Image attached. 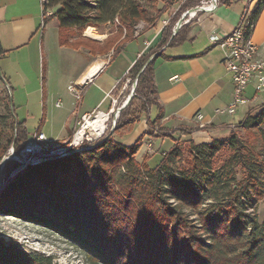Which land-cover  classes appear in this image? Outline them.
<instances>
[{"label": "trees", "instance_id": "16d2710c", "mask_svg": "<svg viewBox=\"0 0 264 264\" xmlns=\"http://www.w3.org/2000/svg\"><path fill=\"white\" fill-rule=\"evenodd\" d=\"M198 1L186 0L189 5ZM257 1L252 11L255 20L264 7V0ZM54 4L58 6L44 20L57 19L59 40L67 45L78 43L70 41V31L81 34L88 25L116 17L127 27L123 39L128 38L140 21L152 23L166 10L158 7L153 14L155 0L144 4L141 0H50L47 7ZM182 9L170 17L149 53L186 39V24L172 34ZM122 32L123 28L117 33ZM113 44L110 36L99 50L106 52ZM6 52L0 41V57ZM147 60L142 54L128 72L138 77L149 107H158L153 59L145 64ZM253 111L249 109L238 125L258 130L259 151L236 132L225 140L196 143L189 139L192 163L177 171L182 149L174 134H188L190 129H157L154 135L169 136L175 143L154 166L135 158L141 137L126 145L109 135L90 148L18 170L0 191V214L53 228L104 264H264V222L260 225L256 213L252 218L249 212L256 207L253 199L264 196V102L258 112ZM15 113L13 106L11 134H4L0 121V161L15 132L16 150L29 134L25 119ZM138 116L126 120L129 131ZM147 123L152 126L153 120L148 117ZM204 127L207 124L196 128ZM19 164L7 160L3 176ZM0 264L58 263L51 255L26 252L0 235Z\"/></svg>", "mask_w": 264, "mask_h": 264}, {"label": "crops", "instance_id": "0c3cea01", "mask_svg": "<svg viewBox=\"0 0 264 264\" xmlns=\"http://www.w3.org/2000/svg\"><path fill=\"white\" fill-rule=\"evenodd\" d=\"M201 1L189 5L186 0H171L162 16L152 23L140 21L133 35L125 39L124 29L110 49L102 52L99 46L120 30L116 22L88 25L81 34L70 31V41L78 43L67 45L59 40L57 19L44 22L40 0H0V41L7 49L0 60L7 80L21 95H28L33 89L38 91L43 107L42 121L29 131V136L40 128L53 139L65 140L84 113L97 107L104 111L115 107L119 84L136 60L158 44L162 28L181 7L182 14L187 12L182 24L188 25L186 39L163 47L153 58L160 105L151 107L150 114L158 115L167 128L207 124L204 128H190L191 132L183 135L196 143L210 142L220 128L226 130L237 125L250 108L264 102V89L256 88L255 79L250 81L245 91L248 102L240 107L243 115L239 120H234V114L240 108L233 114L218 113L217 108L230 102L234 86L231 73L223 63L225 50L214 44L210 35L231 31L251 3L249 0H220L214 8L194 7ZM55 5L50 6L53 11ZM249 11L252 13L253 8ZM251 37L264 56V7L255 20ZM97 47L98 52H94ZM99 62L100 68L87 78ZM71 83L76 85L79 96L69 88ZM21 97L24 101V96ZM197 112L204 114L201 121L195 118ZM142 119L140 125L136 122L127 139L152 131L147 119ZM150 137L156 148L167 145L169 150L175 143L172 138L168 141L169 136Z\"/></svg>", "mask_w": 264, "mask_h": 264}, {"label": "rangeland", "instance_id": "374dc122", "mask_svg": "<svg viewBox=\"0 0 264 264\" xmlns=\"http://www.w3.org/2000/svg\"><path fill=\"white\" fill-rule=\"evenodd\" d=\"M171 0H159L156 2L155 0V8L151 12L153 14L156 13V10H158V7L164 6V8L167 6V3ZM220 0H217V4ZM142 4L144 2L146 3V0H141ZM256 0H254L250 4V8H253L255 5ZM258 2V1H257ZM216 4V5H217ZM57 5L53 7L55 10ZM194 7L197 9H203L208 8L203 4V0L201 3L196 4ZM203 7V8H202ZM169 15L171 14V10L168 11ZM53 13V11H52ZM51 13V14H52ZM50 14V15H51ZM49 15V16H50ZM183 15V14H182ZM181 17V16H180ZM179 17V18H180ZM56 19V18H55ZM185 18H183L184 21ZM179 20V19H178ZM177 20V21H178ZM49 21V20H48ZM46 19L44 22H48ZM177 21L173 26V35L177 32L179 27L182 26L183 21L179 27H177ZM117 25H120L119 27L123 30L127 27L125 24H123L118 17L115 18L114 21ZM120 29V30H121ZM49 28L47 29V31ZM118 34V33H117ZM111 36L112 42H116V39L120 38V35H116V39L114 40ZM215 44V43H214ZM101 47V46H99ZM165 47V46H163ZM162 47V48H163ZM162 48H160L158 51H160ZM152 49V48H151ZM150 49V50H151ZM94 52H98V47L94 49ZM149 51H146L144 53L145 59H149L151 56L153 59L156 55L155 53L151 54ZM151 54V55H150ZM225 57V56H224ZM224 60V59H223ZM224 63V62H223ZM2 61L0 60V121H1V127L4 129V134L8 135L12 133V129L9 127V123L11 121V118L13 116V106H15L16 113L15 115L19 117V119H25L28 131L34 130V128H37L39 123L42 121V112L43 107L41 102H39V92L35 91L33 89L32 92H30L28 95L19 93L18 89H15L12 87L7 80V76L5 74V71L3 69ZM143 68V67H142ZM134 75L130 72H127V76L121 81V83L118 86V89L116 90V104L115 107L109 108L107 111H104L100 107H97L93 111L89 112L91 113V116L89 119L94 118V116L98 113L99 110L103 112H107L108 114V120L106 122V128L104 132L99 137H93L91 138L89 136V133L87 132L88 136L84 139V141L78 145H72L67 150H65L64 154H54L52 156H49L46 160L53 158V157H63L68 154H70L72 151L76 150H83L90 148L94 146L96 143H100L106 138L107 136H113L114 139L123 142L126 145H132L139 139L138 138H130L127 139L126 137L133 131V127L135 126L137 122V126L140 125V123L143 122V119L141 118H148L150 117L153 120V125L151 126L153 134L157 133V129H159L162 125L158 115L156 114H150V102L148 103L147 100H145L143 92L139 90L138 85V77H133ZM34 82H36L34 80ZM33 82V84H34ZM76 86V85H75ZM138 87V92H135V90ZM33 88V87H32ZM134 90L133 99L128 102V104L118 112V107L121 106L125 100L128 98L131 91ZM21 96H24V101ZM233 96V95H232ZM152 97V96H151ZM154 98V97H153ZM247 98V97H246ZM232 99V98H231ZM59 100V99H58ZM57 100V101H58ZM231 101V100H230ZM248 102V98H247ZM247 102L241 104L238 109L244 105L247 104ZM14 104V105H13ZM229 104V103H228ZM227 104V105H228ZM226 105V106H227ZM224 106V107H226ZM223 108V107H221ZM249 109V108H248ZM247 109V110H248ZM251 109V108H250ZM261 109V104L253 107V114L258 112ZM124 111L123 114H121V111ZM246 110V111H247ZM243 109H239L236 114H234V120H239V118L243 115ZM141 113V114H139ZM202 113V112H201ZM221 113V112H218ZM222 114H232L228 112H222ZM136 115H139L138 118L133 126L132 129L129 131L131 125L128 121H126L130 117H134ZM117 116V117H116ZM204 117V114H203ZM203 119V118H202ZM200 119L199 121H201ZM140 120V121H139ZM198 120V119H197ZM84 120H80L77 122L76 128L72 131L70 136L67 139H54L51 136H48L52 139V142L59 145V146H66L68 145L72 140L75 132L84 125ZM197 126H185V129L194 128ZM39 131H43L42 129L38 128ZM221 130H218V133L215 138L220 140L228 139V137L233 133L236 132L238 135H240L241 138L244 139V141L248 142L250 145H253L255 147L256 151H259L261 148V140L258 136V130L254 128H245L240 125L231 126L230 129L220 128ZM37 130V129H36ZM35 130V131H36ZM34 131V132H35ZM33 132V133H34ZM32 133V135H33ZM46 134V133H45ZM142 134V133H141ZM152 133L147 132L141 137V146L139 150L135 153V158L137 161H139L141 164L147 163L151 166H154L160 162L162 159L164 153L168 151L166 149L167 145L160 146L158 148L155 147L152 137L150 136H157L153 135ZM31 135V136H32ZM47 135V134H46ZM147 135V136H146ZM180 131H176V134H174L178 144L180 145L182 149L181 157L176 159V169L178 171L179 167H187L190 166L192 163V154L190 152V142L188 137H184ZM29 136V134H28ZM31 136L27 137V139L23 142L22 146L27 142ZM162 136V135H159ZM164 136V135H163ZM166 136V135H165ZM16 139V132L14 133V139L11 144L7 147L6 152L4 155L11 153L13 150L14 153L18 150L15 149L14 141ZM168 141H172L171 137L168 138ZM170 143V142H168ZM20 147V149L22 148ZM57 147V146H55ZM19 149V150H20ZM69 152V153H68ZM13 153V154H14ZM3 155V156H4ZM15 159V158H11ZM20 162L19 165H17L10 173L6 176H4L5 185L11 178H13L18 170H22L28 165L37 164V163H29L27 165H24L23 160L15 159ZM45 161L41 160L40 162ZM38 162V163H40ZM5 166L3 167L4 171ZM4 173V172H3ZM243 171L240 169V173L238 174L239 177L243 176ZM4 185V186H5ZM3 189V188H2ZM171 201H174V198L170 199ZM254 205L256 207L253 209V207L249 208V212L251 213V217L253 218V214L256 213V217L258 220V223L260 225L264 222V196L261 199H253ZM176 202V201H174ZM195 218V216H193ZM0 235L4 237V239L8 241H13L14 243L18 244L20 248L25 250L26 252H40L44 253L46 255H51L53 257V260L57 262L58 264H104L102 261L97 259L94 255H92L87 249H85L81 244L77 243L75 240L66 237L61 232L50 228L48 226H45L41 223L33 222L31 220H28L26 218L14 215V214H0ZM94 256V257H93Z\"/></svg>", "mask_w": 264, "mask_h": 264}, {"label": "built area", "instance_id": "2783aa9c", "mask_svg": "<svg viewBox=\"0 0 264 264\" xmlns=\"http://www.w3.org/2000/svg\"><path fill=\"white\" fill-rule=\"evenodd\" d=\"M50 0H40L44 17L49 16L52 13V9L48 6ZM254 0H249L252 3ZM203 4L209 8H214L217 4V0H204ZM250 7H247L235 27L224 34L213 33L210 35V39L213 43L221 46L225 50L224 65L230 71L233 81V96L231 101L226 107L217 108V112H228L235 113L238 107L247 102L245 91L253 79L256 81V88L258 90L264 89V57H257V49H260L259 45L252 40L251 35L243 34V24L246 22L247 12ZM244 37H251L252 42V60H243L242 52V39ZM69 88L79 96L80 93L77 91L74 83L69 85ZM60 100L57 101V104ZM101 111V110H99ZM98 111V112H99ZM91 113H84L81 120L87 121L90 118ZM195 118L200 120L203 118V113L197 112ZM81 126L74 134L73 140L66 146H59L52 142L44 131L37 129L31 138L22 146L20 150L15 152L13 157L15 159L23 161H34L36 159H47L49 156L54 154L65 153L72 145H78L84 141L88 136L87 132L82 133L81 137H78L82 131ZM80 138V139H79ZM57 146V147H55Z\"/></svg>", "mask_w": 264, "mask_h": 264}, {"label": "bare ground", "instance_id": "6f19581e", "mask_svg": "<svg viewBox=\"0 0 264 264\" xmlns=\"http://www.w3.org/2000/svg\"><path fill=\"white\" fill-rule=\"evenodd\" d=\"M255 25V19L252 17V13L249 11L247 12L246 22L243 24V34L244 35H251L253 28ZM88 34H91V31H87ZM242 52H243V60H252V42L251 37H244L242 39ZM257 57H264L260 55L259 49H257ZM101 66V63H96L95 66L90 70L87 78L92 76ZM107 112L99 111L94 118L87 119L85 121L82 131L80 132L78 137H81L82 133L88 132L91 138L99 137L106 128V122L108 120ZM93 135V137L91 136ZM80 139V138H79ZM69 153V152H68ZM64 154V153H62ZM43 159H36L34 161H24V165L29 163H38ZM46 160V159H45ZM36 252V251H34Z\"/></svg>", "mask_w": 264, "mask_h": 264}, {"label": "water", "instance_id": "95a60500", "mask_svg": "<svg viewBox=\"0 0 264 264\" xmlns=\"http://www.w3.org/2000/svg\"><path fill=\"white\" fill-rule=\"evenodd\" d=\"M202 8H203V7H202ZM186 14H187V12L184 13V14L179 18V20L177 21V27H179V26L181 25V23H182V21H183V18H184V16H185ZM159 52H160V51L156 52L155 54H158ZM151 58H152V56L146 61L145 64H147V63L151 60ZM143 69H144V67H143L141 70H143ZM133 94H134V90L131 91V93L129 94L128 98L125 100V102H124L121 106L118 107V112H120V110H121L122 108H124V107L128 104V102L131 100ZM116 117H117V116H116ZM13 153H14V151L12 150L11 153H8V154L4 155V156L2 157V159H1V161H0V191L2 190V188H3L4 185H5L4 176H3V167H4L5 163L7 162V160H9V159H11V158H14V157H13V156H14ZM43 160H45V159H43Z\"/></svg>", "mask_w": 264, "mask_h": 264}]
</instances>
